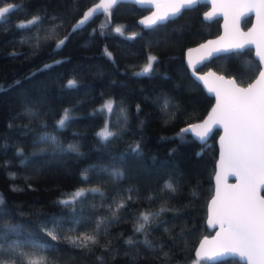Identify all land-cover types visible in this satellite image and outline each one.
<instances>
[{
    "label": "trees",
    "instance_id": "16d2710c",
    "mask_svg": "<svg viewBox=\"0 0 264 264\" xmlns=\"http://www.w3.org/2000/svg\"><path fill=\"white\" fill-rule=\"evenodd\" d=\"M94 1L0 0V5L23 4L0 23V209L6 213L0 225L19 228L3 243L33 241L39 247L23 251L47 264H190L199 238L211 232L205 218L219 130L203 144L180 132L214 101L190 76L183 53L216 35L219 19L204 21L208 5L199 2L173 20L144 29L137 19L148 7L125 1L73 32L76 19ZM34 16L41 22L17 27ZM250 21L245 17L243 26ZM151 55L156 60L143 74ZM254 56L250 48L222 53L199 70L214 67L244 85L259 69ZM70 80L75 87H67ZM108 100L113 110H100ZM65 109L73 119L57 128ZM106 122L117 133L109 141L97 135ZM45 133L57 144L41 141ZM69 145L78 152L69 151ZM117 170L120 177L109 175ZM169 181L176 192L162 190ZM93 188L99 192L86 193L74 205L59 203L74 191ZM120 203L125 206L117 210ZM162 206L172 211L135 232L140 213H156ZM113 212L117 218L100 230L97 244L80 248L71 243L81 234H94L97 221L110 219ZM160 220L167 223L155 227ZM45 229L55 231L57 239ZM129 239L133 245L126 244ZM145 239L157 247L148 248L141 243ZM4 259L11 264L8 255ZM21 261L27 264V258L17 264ZM200 264L242 263L232 257L203 258Z\"/></svg>",
    "mask_w": 264,
    "mask_h": 264
},
{
    "label": "snow or ice",
    "instance_id": "6c2138e0",
    "mask_svg": "<svg viewBox=\"0 0 264 264\" xmlns=\"http://www.w3.org/2000/svg\"><path fill=\"white\" fill-rule=\"evenodd\" d=\"M118 0H104L102 5H97L93 9H89L84 13L83 17L73 25V32L79 30L97 11L103 7L108 11ZM150 3L151 0H148ZM198 0H168L167 10L163 14L154 12L150 17L141 21L145 27L152 28L161 22L167 21L170 17L177 16L182 9L196 5ZM159 6V5H158ZM246 7H256L257 17L261 25V39L264 40V0H255L254 3H247ZM23 8V4H9L6 7H0V23L6 22L5 16L12 11H19ZM211 14H209L210 16ZM41 22L39 16H34L26 22L17 24L21 30L29 29ZM116 32H121V28L117 27ZM135 35V34H134ZM60 40L57 47L64 44L65 40ZM251 41H244L242 43H230L223 47H209L201 45L205 49L206 55L201 56V60L206 59L219 52H229L236 49H241L245 44ZM213 42H209L211 45ZM259 46V45H258ZM264 59V57H262ZM156 57H149V63L142 70L143 74L151 71L152 62ZM59 63V61H57ZM199 61L193 63L189 61V66L195 68ZM45 67H49L46 65ZM136 75H141L137 73ZM203 79V78H201ZM220 87L210 88V91L216 92L217 106L213 109L212 114L202 124H190L187 128L181 129V133L191 134L199 140L203 141L213 129V125L222 123L225 129L226 140L224 146V155L222 156V164L227 168L233 170L239 179V183L229 191L221 194L217 191V198L213 201V208L211 209V216L209 223H218L221 228V233L217 236L220 238L216 242V248L219 251L213 255L224 254H238L242 259L246 258L247 264H264V198L256 195L257 188L260 184H264V71L260 73V79L255 84H251L248 88H239L233 80H224L223 77H218ZM76 86V81H68L67 87L73 88ZM169 103L165 100L163 107L167 109ZM139 108V106H137ZM107 109L109 112L113 110V101L108 100L100 110ZM123 113V109H121ZM127 117L125 116V119ZM71 111L65 109L61 118L57 121V128H63L72 120ZM97 135L104 141H109L117 135L116 132L108 129L106 122L104 128L101 129ZM180 137V134H177ZM184 139V137H180ZM41 141L57 144V139L51 134L45 133L40 137ZM139 149V144L133 147V151ZM69 151H77L76 145H69ZM19 151V150H18ZM111 177L118 178L122 174L117 171L109 173ZM84 179H87V173H82ZM162 190L169 192H176L177 188L172 182H166ZM88 192H99V189H81L77 190L70 198L61 200L59 203L65 206L74 205L78 200L86 195ZM131 199V197H129ZM0 198V203H2ZM125 205L123 203L117 204L116 209H121ZM172 211L167 207L162 206L159 212L156 213H140L139 221L135 227V232H144L147 225L152 224L164 212ZM6 215L3 209H0V216ZM116 213L110 219H100L97 221L94 234H81L80 237L71 239V243L80 248H87L90 245H95L99 241L97 236L105 224L111 223L116 219ZM167 221L160 220L155 227H160ZM55 224V222H54ZM19 228L13 224L0 225V264H6L4 259L8 255L11 264H17V259L20 257L27 258V264H47L45 258H33L35 253H26L23 251L24 247L31 246L34 249L39 246L33 241H27L25 244L13 241L5 245L3 243L8 233L18 232ZM47 235L53 240L57 239L55 231L45 229ZM164 231L169 232L168 228ZM175 243V241H173ZM148 248L157 247L152 241L145 239L142 241ZM126 244L133 245L134 242L129 239ZM204 249V244L201 245ZM163 251V248H160ZM167 253L164 254L165 259ZM197 255H201L200 252ZM23 264V261H21Z\"/></svg>",
    "mask_w": 264,
    "mask_h": 264
},
{
    "label": "water",
    "instance_id": "95a60500",
    "mask_svg": "<svg viewBox=\"0 0 264 264\" xmlns=\"http://www.w3.org/2000/svg\"><path fill=\"white\" fill-rule=\"evenodd\" d=\"M129 1V3L136 4L140 8H146L148 7V10L145 14L142 16H139L137 19L138 24L144 28L145 25L141 23V21L145 20L146 18L150 17L154 12H157L159 14H163L168 7V0H151L149 3L148 0H118V2H125ZM104 0H95L91 5L86 7L81 14V16L76 19V22L74 25L79 21L85 12H87L89 9L95 8L97 5H102ZM199 2H203L207 4V8L202 12V17L204 21L210 22L212 19H219V32L215 35H211V37L204 38L200 40V42L196 44H191L188 46L187 49L184 50L183 58L185 62V66L187 67L188 72L190 76H192L194 79H196V82L200 84L202 89H205L207 95L211 96L214 101H212V104L208 108V110L204 113V116L200 119H195L193 122L190 123H184L183 126L180 127L181 129L187 128L190 124H202L205 120L209 118V116L212 114L213 109L217 106V97L215 91H210V88H216L220 87L222 85L219 84L217 81L218 77H223L224 80H233L235 81V84L239 88H248L249 85L255 84L257 80L260 79V73L264 71V40L261 39V25L260 21L257 17V11L259 10L256 7H246L244 6L247 3H254L255 0H198L197 4ZM9 4H14L10 2ZM7 5H0V7H6ZM194 5V6H197ZM115 5V4H114ZM113 5V6H114ZM159 5V6H158ZM112 6V7H113ZM193 6V7H194ZM111 7V8H112ZM192 7V6H191ZM188 9V8H184ZM182 9V11L184 10ZM104 12V8L100 7L97 11L93 13V15L89 18L92 19L95 15H100ZM181 13V12H180ZM179 13V14H180ZM178 14V15H179ZM209 14H211L209 16ZM7 15V14H6ZM170 17L169 19H175L178 17ZM250 17V25L247 27L243 26L242 20L244 18ZM89 20L87 22H89ZM168 21V20H167ZM166 22V21H165ZM164 23V22H162ZM251 41L250 43L245 44V46L241 49H236L237 51H243L245 48H250L252 50V54L255 55L254 57L258 61L259 69L255 74V78H253L250 82L248 81L244 85L239 84L236 80V77L227 75L226 73L218 72L214 67H208L207 69L199 70V67L204 63L210 61L214 56L217 57L219 55H222V53H230L229 52H219L215 53L212 56H208L206 59L201 60V56L206 55L205 49L201 48V45L209 46V47H223L230 43H242L244 41ZM209 42H213L211 45H209ZM259 45V46H258ZM233 50V51H236ZM192 61L195 63L196 61H199V63L196 64L195 68L189 66V61ZM203 78V79H201ZM215 129H218L219 132L216 134L215 141L217 145V155H216V164H214V174L212 175V182L213 185V195H210L207 202V210L205 218V224L208 227V230H211L210 234L208 235H202L201 238H199V241L197 245L195 246V249L193 250L194 258L200 259L205 258L209 261H220L221 259H228L232 257H236L238 262L247 264L246 258L242 259L238 254H224V255H213L214 252L219 251L216 248V242L218 239H220L217 234L221 233V228L218 223H209V219L211 216V209L213 208V201L217 198V191L220 190L221 194H223L226 191H229L233 188V186L237 185L239 183V179L235 172L229 168H227L225 165L222 164V156L224 155V146L226 143L225 141H222V138L225 137V129L222 123L213 125L212 131L209 133V135L203 140H199L198 138L194 137L193 135L189 134L193 139L195 138L200 143H205L208 139H210L211 134L214 132ZM264 189V184H260L257 188L256 195L260 198H264V192H262ZM204 244V249L201 248V245ZM200 252L201 255H197V253Z\"/></svg>",
    "mask_w": 264,
    "mask_h": 264
},
{
    "label": "rangeland",
    "instance_id": "374dc122",
    "mask_svg": "<svg viewBox=\"0 0 264 264\" xmlns=\"http://www.w3.org/2000/svg\"><path fill=\"white\" fill-rule=\"evenodd\" d=\"M150 57H153V55H151ZM148 63H149V57H148V61L145 62L144 66L142 67V70L145 68V66H146ZM75 192H76V191H74L73 194H74ZM201 259H203V258H200V259H191L190 264H200Z\"/></svg>",
    "mask_w": 264,
    "mask_h": 264
}]
</instances>
